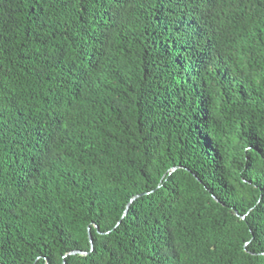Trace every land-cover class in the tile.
<instances>
[{
  "label": "trees",
  "instance_id": "1",
  "mask_svg": "<svg viewBox=\"0 0 264 264\" xmlns=\"http://www.w3.org/2000/svg\"><path fill=\"white\" fill-rule=\"evenodd\" d=\"M0 264H264V0H0Z\"/></svg>",
  "mask_w": 264,
  "mask_h": 264
},
{
  "label": "water",
  "instance_id": "2",
  "mask_svg": "<svg viewBox=\"0 0 264 264\" xmlns=\"http://www.w3.org/2000/svg\"><path fill=\"white\" fill-rule=\"evenodd\" d=\"M88 235H89V233H88ZM89 240H90V242H91V237H90V236H89ZM69 254H71V255H75V254H83V255H85L84 252H79V251H72V252H70Z\"/></svg>",
  "mask_w": 264,
  "mask_h": 264
}]
</instances>
